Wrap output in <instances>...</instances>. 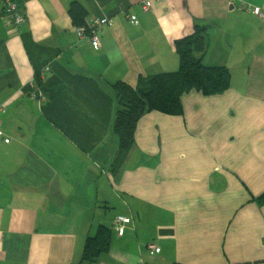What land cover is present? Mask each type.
I'll return each mask as SVG.
<instances>
[{
    "label": "crops",
    "instance_id": "1",
    "mask_svg": "<svg viewBox=\"0 0 264 264\" xmlns=\"http://www.w3.org/2000/svg\"><path fill=\"white\" fill-rule=\"evenodd\" d=\"M17 1L19 29L0 1V264H78L100 226L113 237L97 264H264V21L250 11L264 0L149 12L145 0ZM73 2L87 23L113 19L99 50L78 36ZM197 27H209L205 64L229 68L231 89L185 95L182 116L145 115L114 171L112 84L178 71L176 42Z\"/></svg>",
    "mask_w": 264,
    "mask_h": 264
},
{
    "label": "trees",
    "instance_id": "2",
    "mask_svg": "<svg viewBox=\"0 0 264 264\" xmlns=\"http://www.w3.org/2000/svg\"><path fill=\"white\" fill-rule=\"evenodd\" d=\"M69 14L77 27L89 24L86 22L87 10L79 2L72 3ZM208 31L209 27H197L193 35L176 42L180 58L178 71L141 78L136 87L124 81L112 84L118 98L114 132L119 139L114 171L123 165L134 147L138 124L145 115L160 112L169 116H182V99L185 95L196 91L203 96H216L231 89L233 75L230 69L225 66H208L204 62L208 50ZM260 200L264 202V194ZM112 237V229L100 226L95 236L86 238L78 264H97L101 255L110 249Z\"/></svg>",
    "mask_w": 264,
    "mask_h": 264
},
{
    "label": "built area",
    "instance_id": "3",
    "mask_svg": "<svg viewBox=\"0 0 264 264\" xmlns=\"http://www.w3.org/2000/svg\"><path fill=\"white\" fill-rule=\"evenodd\" d=\"M3 3V15L4 18L8 21L9 24L14 26L16 29H19L25 22L26 18L21 11L20 3L17 0H0ZM163 0H145L142 3V9L145 12H149L154 9L157 4L162 3ZM250 11L260 20L264 21V9L252 6L250 7ZM131 20L135 21L134 17H130ZM114 24L113 19L109 17L105 18H94L89 22L87 26L80 27L78 29V36L80 38H88L90 42L93 44L96 50L101 48V37L100 31L104 26L109 25L112 26ZM48 68L45 70V73H48ZM6 113V109L4 107H0V138H6L3 127H2V119L1 116ZM8 141H11V138H7ZM131 223V219L120 215L114 219L113 228L119 236H123L126 231L127 225ZM148 250L151 255H156L161 252V248L156 244V242H151L148 245Z\"/></svg>",
    "mask_w": 264,
    "mask_h": 264
},
{
    "label": "rangeland",
    "instance_id": "4",
    "mask_svg": "<svg viewBox=\"0 0 264 264\" xmlns=\"http://www.w3.org/2000/svg\"><path fill=\"white\" fill-rule=\"evenodd\" d=\"M259 19V18H258ZM260 20V19H259ZM237 78L241 81L242 79H245L244 77L237 76Z\"/></svg>",
    "mask_w": 264,
    "mask_h": 264
}]
</instances>
